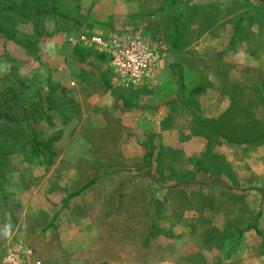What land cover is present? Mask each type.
Here are the masks:
<instances>
[{"label":"rangeland","instance_id":"1","mask_svg":"<svg viewBox=\"0 0 264 264\" xmlns=\"http://www.w3.org/2000/svg\"><path fill=\"white\" fill-rule=\"evenodd\" d=\"M163 1L170 7L156 13V22L125 23L118 12L124 10V0H34L30 18L3 21L0 264L15 243L32 250L27 264H264V0L250 5L229 0L222 14L215 5L205 10L187 0L183 6H189V21L172 11H180L179 0ZM205 17L218 20L205 23ZM127 28L161 33L169 45L156 88L112 84L104 61L94 55L80 59L66 40L88 30ZM193 31L197 39L189 43L201 47L191 49L182 36ZM104 89L126 108L172 105L167 123L175 121L174 132L144 129L135 118L130 126H121L119 120L104 117L108 124L95 128L88 99ZM222 105L227 106L224 112ZM31 133L41 139L57 137L52 165L42 166L28 156ZM171 137L181 150L168 148ZM197 137L207 143L201 173L222 175L220 184L234 192L218 208V179L203 184L216 202L210 209L205 202L197 204L199 220L190 213L183 220L161 203L167 192L163 185L141 179L148 157L137 151L152 145L156 166L149 174L165 171L189 178V170H197ZM95 145L101 161L113 163L98 165L89 156L84 160L83 154L92 156ZM130 176L135 180L129 181ZM170 196L181 199L180 193ZM194 203L185 201L187 206ZM159 217L166 227L180 222L162 230ZM200 219L207 226L227 220L240 226L255 223L260 234L203 229ZM237 233H243L240 246L235 244Z\"/></svg>","mask_w":264,"mask_h":264},{"label":"crops","instance_id":"2","mask_svg":"<svg viewBox=\"0 0 264 264\" xmlns=\"http://www.w3.org/2000/svg\"><path fill=\"white\" fill-rule=\"evenodd\" d=\"M168 1V0H167ZM166 1V2H167ZM192 6H197V7H201L204 8L205 10H207V7H209L210 5H215L218 8V12L219 14H222L223 12V8L229 7L230 3L229 0H227V2H224V0H192ZM179 9L174 8L172 11L175 13L176 16H179V18L182 21H189L190 19V13H189V6L185 7L183 6L185 2H187V0H179ZM251 2H257V0H243V5H250L252 4ZM254 3V4H255ZM261 0L258 1V3L256 4H260ZM168 9L167 6L170 7V4L166 3L165 5V1L163 0H124V10L121 8L120 10H118V12H121L120 14H122L123 17V21H125V23H131V22H142V19L144 22H156V13H158L159 11L162 10V8ZM182 7L184 8V10H182ZM122 10V11H121ZM159 14V13H158ZM180 14V15H179ZM226 19H229V14L227 13L225 15ZM178 18V17H177ZM206 22H214L218 19H213V18H207L205 17ZM122 21V18H121ZM175 21V20H173ZM223 19L220 20V22H222ZM127 26V25H126ZM129 26V25H128ZM139 26V25H138ZM130 27V26H129ZM131 29V28H130ZM127 28V30H130ZM117 31H119L120 29H116ZM133 31V30H131ZM136 32V31H135ZM222 32V30H221ZM141 34H143L144 36L148 37L149 39L153 40H159L161 43V50H165V52L169 51V45L167 43V41L165 40L164 36L161 33L156 34L155 36L148 33V32H144ZM196 35V31L192 32L191 35L189 36H182L184 37L186 40V42L188 44H186V46H190L191 49L192 48H197L198 45H194L192 46V44L197 38L194 37ZM223 33L221 34L222 37ZM231 34H227V36H230ZM193 41V42H192ZM190 42V43H189ZM201 46H198V48ZM224 47H216L215 50H223ZM116 84L114 81L112 82V84ZM161 83L160 80L154 85V86H138V87H132V89H137V88H142V89H149V88H156L158 86V84ZM117 85V84H116ZM126 88V87H124ZM93 95L88 99L89 102L91 103V105L94 108V112L91 115V122L94 124L95 128H100L99 126H102L104 124H108V122H105V118L104 117H109L115 120H119V124L121 126H130L131 125V119L135 120L136 123H138L141 127H143L144 129H146L148 126H151L153 129L155 128V126L158 127V132L160 133H166L168 131L170 132H174L172 127H175L176 123L175 121L173 122V124H171V122L167 123L168 117H169V113L170 111L174 110L175 107H173L170 104H167L166 102H163L162 104L156 105V106H145V105H141V106H131L132 108H126L124 107L122 104H119L116 99L114 98V96L112 95L111 91L109 90H103L99 93H92ZM223 94V93H222ZM224 95V94H223ZM228 101H230V97L228 96L225 97ZM77 100L79 102H81L80 96L79 98L77 97ZM119 104V105H117ZM132 104V103H131ZM226 104V103H225ZM116 106V107H115ZM127 106V105H126ZM226 105H222L221 108H223L224 112L227 108ZM137 112V113H136ZM221 113V112H220ZM136 114H138V116H136ZM222 115V113H221ZM86 117V116H85ZM172 125V127H171ZM168 128V129H166ZM151 132V129H148ZM206 139L202 138V137H197L196 138V149L199 152V156L196 158V164L195 165L197 167V170L195 169L193 172L192 169L189 170L192 173L190 174V177L187 178V175L185 174H180V175H172L170 176L169 174L162 172L159 173L157 172L156 177L149 174L150 170H152V166H156L154 160L155 158L149 157V155L147 154V152L149 150H152V145H149V148H144V147H138V151L137 154H139L142 158L147 155V160L144 161V165L143 167H146L145 170L147 171V173L143 174L141 176L142 180H146V181H152L154 183H157L159 185H163V188L165 187V190L167 191L166 193H164L163 197L161 198V203L164 202L165 206H167L168 210H172L173 211H178L181 214V219L186 220L188 217L187 216H182L183 214H189L190 213V217L193 218L194 221H197V219L199 220V216L202 214L200 213V210L197 207V204L202 206V203L205 202V205L208 204V209H210V207H212L214 205V203L216 202V197L214 195V193H212V191L209 189L207 186H204L203 184H209L208 182H212L215 183V178L218 179L217 181V185L219 186V191L217 193V198L219 199V205L218 208H220V206L224 203H227V197L226 195L231 194V191L227 188H225L224 186H222L220 184V175H216L215 174V178H211V174L206 172L205 173H201V168L202 167L204 169V164L202 163L201 156L202 154L206 151L207 149V143L205 141ZM169 143L170 145L168 146V148L170 149H178L181 150L182 146L181 143H178V140L176 137H171L169 138ZM82 150H87L85 147L82 148ZM89 150H91V148L89 147ZM159 150V149H158ZM97 152L99 153L97 146L95 145L94 150H93V155L91 156V153L89 154V152L83 154L84 160L86 159V156H89L88 159L89 161H91L92 163H97L98 165H104V164H111L113 162H109V161H101V156L100 153L99 155L97 154ZM88 154V155H87ZM128 156V155H127ZM219 159V158H217ZM150 160V161H148ZM222 160V159H221ZM162 164V163H161ZM158 165V162H157ZM228 165V163H227ZM144 170V171H145ZM148 174V175H147ZM209 174V175H207ZM220 176V177H219ZM129 181H133L135 180V178L133 176H130ZM169 182V184H172L173 186L166 188V183ZM224 187V188H222ZM111 190L113 188V192L116 193V187H109ZM180 193L181 194V199H174L172 196H170V193ZM117 194V193H116ZM85 195V194H84ZM201 199L200 202L197 199ZM195 201V205L194 206H187L185 204V201ZM207 201V203H206ZM158 202L160 203V201L158 200ZM169 203V204H168ZM198 205V206H199ZM199 206V207H201ZM162 218V217H161ZM180 222V221H179ZM174 223V222H168V227L170 229L175 228L176 226H178V223ZM158 223L162 224L161 226H158V229H162V230H166L168 227H166V221L163 219H160L159 217V221ZM200 223H203V226H201L203 229H217L218 228H222L225 230H231V229H236L238 231H249L250 229H252L254 232L255 228L250 227V225H231L227 222H225V224H223L222 226H218L215 224L212 225H208V223H206V221H201L200 219ZM206 223V224H205ZM188 228V226H187ZM189 229V228H188ZM257 233V232H256ZM242 234H238L237 233V239L235 240V244L239 245V237H242ZM239 236V237H238ZM192 245V244H190ZM213 246H216L213 245ZM240 246V245H239ZM194 252H197V249L194 250ZM231 253H229V251H227L225 253V256H229L230 257Z\"/></svg>","mask_w":264,"mask_h":264},{"label":"built area","instance_id":"3","mask_svg":"<svg viewBox=\"0 0 264 264\" xmlns=\"http://www.w3.org/2000/svg\"><path fill=\"white\" fill-rule=\"evenodd\" d=\"M72 47L80 45L106 57L107 70L113 81L122 87L154 86L164 67L163 50L159 40H151L131 30L116 32H82L66 37ZM32 250L15 243L5 252L3 264H27ZM33 264H40L34 261Z\"/></svg>","mask_w":264,"mask_h":264},{"label":"trees","instance_id":"4","mask_svg":"<svg viewBox=\"0 0 264 264\" xmlns=\"http://www.w3.org/2000/svg\"><path fill=\"white\" fill-rule=\"evenodd\" d=\"M33 6H34V0H0V32L5 31V27H4L5 25L3 24V21H5L6 18L9 16L10 17L15 16L19 18H23V17L30 18L32 16L31 10ZM52 10L54 11L55 9H52ZM84 32L91 34L94 31L88 30ZM73 51L75 52L76 55L79 56L80 59H86L94 55L98 59H101L102 61H104L107 65L106 57L102 54L93 53L90 50H86L82 48L80 45L74 46ZM1 107L2 105L0 106V118L2 117ZM56 140H57V137L41 139L35 133H31L29 138L26 141V151H27L28 156L39 159L40 164L42 166L48 167L52 165L56 157V153L52 146ZM147 154L149 155V157H151L152 151L149 150ZM250 227L255 228V231L257 232V234H260V231H258V229L256 228L255 223L250 225Z\"/></svg>","mask_w":264,"mask_h":264}]
</instances>
